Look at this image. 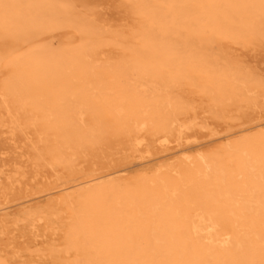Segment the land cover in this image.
Instances as JSON below:
<instances>
[{
    "label": "bare ground",
    "instance_id": "bare-ground-1",
    "mask_svg": "<svg viewBox=\"0 0 264 264\" xmlns=\"http://www.w3.org/2000/svg\"><path fill=\"white\" fill-rule=\"evenodd\" d=\"M113 3L121 26L94 0H0V138L28 123L41 145L0 148V169L14 154L28 167L13 175L24 180L0 173V215L58 195L0 216V264H264V132L227 134L195 157L202 145L186 137L205 107L224 120L255 108L263 84L249 64L264 58V0ZM112 136L135 153L150 141L153 157L132 155L140 164L184 162L105 183L133 162L37 188L25 178L70 170ZM17 228L29 238L6 248Z\"/></svg>",
    "mask_w": 264,
    "mask_h": 264
},
{
    "label": "rangeland",
    "instance_id": "rangeland-1",
    "mask_svg": "<svg viewBox=\"0 0 264 264\" xmlns=\"http://www.w3.org/2000/svg\"><path fill=\"white\" fill-rule=\"evenodd\" d=\"M96 5L99 8V11L102 16L107 14V16L117 22L116 26H121L122 19L118 16V10L115 9L113 0H94ZM54 46L57 47L60 44V39L57 37L51 38ZM251 68L255 71L257 78L263 84L262 89L259 96L254 99L255 106L252 107V111L248 112L246 116H235L230 120H224L220 117H217L216 112H212L210 108L205 107L200 113V123L203 126L200 131L186 134V137L189 138L190 143H200L202 145L200 148L193 149L189 153L197 156V154H210L220 148H222L225 144L224 140L220 138L222 136H227V134H235L230 139L235 140L237 142L248 141L255 136L260 135L264 132V58L254 59L250 64ZM27 128L20 131L19 134H14L11 141L5 142L4 139L0 138V148L6 150L8 152L15 151V147L18 148V151H24L33 155L32 152V144L35 143L37 146H40L38 141V134L36 132V128L30 126L28 123L26 124ZM22 127H20L21 129ZM1 136H6L1 134ZM122 137H111L108 141L109 143H105L104 145L94 149L89 154L84 157L75 158L73 160V165L70 170H64L63 173L60 172L59 169L51 170V171H38V175H31L34 173L32 170L28 171V177L34 181H37L38 184L35 185V188L45 185L57 177H60V183L72 182L75 180L84 179L86 176L92 173H99L106 171L108 169H114L118 167H122L128 162H133L131 165H128L125 168H130L124 173H120L116 176H111L104 179L105 182H111L112 180L124 181L129 178H133L139 176L140 174L160 171L166 172L167 170L176 168L177 165L182 164L184 162V156L182 154H176L172 157L168 158H158V160L149 162L148 164H140L138 159H135L132 155L136 156H145L153 157L155 154L154 150L152 151L151 142H147L143 145V147L137 150V153L134 151L136 148L131 143H126L121 140ZM177 146L176 144L171 145V148ZM146 150H150L151 153L148 155H144ZM15 159L13 162L18 164V169L11 170L9 165L13 162L8 163L7 167L1 168L0 173L4 175L11 176L12 179L15 177L16 179H22V177H17L16 175L19 171H26L27 166L22 163L21 157L17 154H14ZM135 161V162H134ZM16 173L15 176H13ZM48 177H46V176ZM4 180V179H2ZM15 180V179H13ZM7 188V184L4 185ZM89 185H87L88 187ZM4 187V188H5ZM86 187V186H84ZM29 193H17L12 198H24ZM58 195H52V197H39L30 201H20L17 202V206L10 207L6 209L4 213L0 216H4L6 214L12 213H22L27 209L34 208L36 205H40L43 203L50 202V200L55 199ZM4 200V194L0 191V203ZM15 204V203H13ZM25 230L23 229H15L12 234H8L7 237H2V242L5 243V247L11 249L13 243H23L29 237L26 236ZM24 234V238L20 239L19 235Z\"/></svg>",
    "mask_w": 264,
    "mask_h": 264
}]
</instances>
